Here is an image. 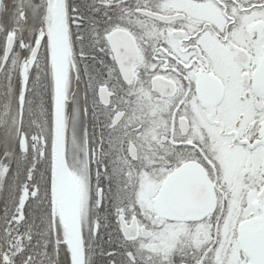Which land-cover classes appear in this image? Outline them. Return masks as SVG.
Wrapping results in <instances>:
<instances>
[{
	"label": "snow or ice",
	"instance_id": "obj_1",
	"mask_svg": "<svg viewBox=\"0 0 264 264\" xmlns=\"http://www.w3.org/2000/svg\"><path fill=\"white\" fill-rule=\"evenodd\" d=\"M0 264H264V0H0Z\"/></svg>",
	"mask_w": 264,
	"mask_h": 264
}]
</instances>
